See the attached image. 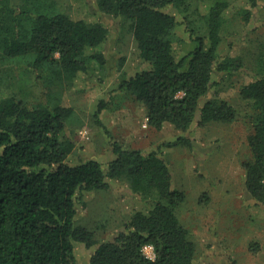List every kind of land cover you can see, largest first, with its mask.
Listing matches in <instances>:
<instances>
[{
	"label": "trees",
	"instance_id": "trees-1",
	"mask_svg": "<svg viewBox=\"0 0 264 264\" xmlns=\"http://www.w3.org/2000/svg\"><path fill=\"white\" fill-rule=\"evenodd\" d=\"M231 1L201 0L205 4L196 6L192 0H96V8L128 25L147 64L115 89L144 104L151 126L169 123L186 132L194 123L248 120L251 157L243 162L244 185L264 207V38L245 54L220 51L230 33ZM247 2L239 17L249 24L261 0ZM170 5L182 21L165 10ZM70 12L59 0H0V264H80L78 243L92 249L89 264H193L197 245L177 214L186 192L165 155L173 147L193 149L190 136L162 141L149 152L114 143L116 157L107 166L71 158L77 146L69 126L74 111L63 96L87 79L92 63L104 67L110 31L100 19ZM183 24L191 42L187 51L177 32ZM14 64L28 75L22 84L11 74ZM236 73L250 77L240 87L243 108L214 90ZM30 80L36 96L23 88ZM112 178L127 181L146 207L100 239L97 224L77 219L78 203L85 192L108 189Z\"/></svg>",
	"mask_w": 264,
	"mask_h": 264
},
{
	"label": "rangeland",
	"instance_id": "rangeland-1",
	"mask_svg": "<svg viewBox=\"0 0 264 264\" xmlns=\"http://www.w3.org/2000/svg\"><path fill=\"white\" fill-rule=\"evenodd\" d=\"M90 3L59 0V6L69 9L71 14L100 19L110 31L104 67L92 63L87 79L78 80L63 96L62 102L74 111L69 126L75 133L77 146L71 158L75 161L93 158L107 166L116 157L114 143L149 152L162 141L190 136L193 149L173 147L166 149L165 155L179 189L186 192V200L177 214L191 230L197 245L193 264H264V207L254 203L244 185L243 162L251 157L248 136L252 128L248 120L240 116L231 123L210 122L204 126L194 123L186 132L169 123L162 129L151 126L144 104L115 89L122 78L147 67L138 57L133 34L119 18L97 10L96 0ZM192 3L197 6L202 2L192 0ZM243 5H249L247 0H232L226 12L231 27L221 43L223 54H245L264 38V0L253 8L249 24L239 17ZM165 10L183 20L174 6ZM177 32L184 38L183 51H187L191 42L185 25L179 26ZM10 71L19 84L28 77L22 65L14 64ZM217 79L221 81L220 77ZM249 80L244 73L230 74L214 90L243 108L240 87ZM31 81L23 88L28 95L36 96L38 90ZM101 104L102 111L97 115ZM145 207L127 181L112 178L108 189L83 194L77 219L91 227L97 224L98 237L108 239L128 221L132 212ZM75 250L79 263L89 264L92 249L78 243ZM145 252L152 256V247L147 246Z\"/></svg>",
	"mask_w": 264,
	"mask_h": 264
},
{
	"label": "built area",
	"instance_id": "built-area-1",
	"mask_svg": "<svg viewBox=\"0 0 264 264\" xmlns=\"http://www.w3.org/2000/svg\"><path fill=\"white\" fill-rule=\"evenodd\" d=\"M147 121H148V118H147ZM147 247V246H146ZM153 249V248H152Z\"/></svg>",
	"mask_w": 264,
	"mask_h": 264
}]
</instances>
